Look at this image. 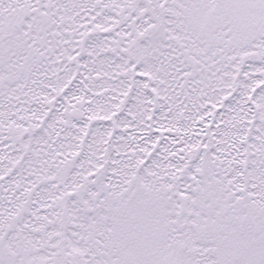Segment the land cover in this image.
<instances>
[{"label":"snow or ice","instance_id":"1","mask_svg":"<svg viewBox=\"0 0 264 264\" xmlns=\"http://www.w3.org/2000/svg\"><path fill=\"white\" fill-rule=\"evenodd\" d=\"M0 264H264V0H0Z\"/></svg>","mask_w":264,"mask_h":264}]
</instances>
